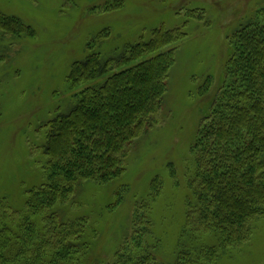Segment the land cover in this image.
<instances>
[{
  "label": "rangeland",
  "instance_id": "374dc122",
  "mask_svg": "<svg viewBox=\"0 0 264 264\" xmlns=\"http://www.w3.org/2000/svg\"><path fill=\"white\" fill-rule=\"evenodd\" d=\"M109 1L0 0V14L10 18L0 25V225H10L15 214L28 219V231L45 233L42 215L30 216L25 193L43 182L44 124L68 111L84 86L71 88L66 77L71 64L86 55V44L101 34L98 49L108 55L150 40L153 30H177L179 36L157 52L173 54L157 124L132 144L116 179L80 182L53 207L59 222L85 221L88 249L81 264L109 263L130 231L135 202L148 196L156 257L169 264L185 235L190 149L199 122L222 84L230 36L264 0ZM207 81L208 91L200 96ZM251 223L244 237L238 232V241L218 247L217 257L207 264H264V214ZM215 244L211 234H193V250ZM7 248L14 250L6 249L10 259L0 264H22L29 258L30 264H49L53 251L16 242ZM18 252L23 255L14 258Z\"/></svg>",
  "mask_w": 264,
  "mask_h": 264
},
{
  "label": "trees",
  "instance_id": "16d2710c",
  "mask_svg": "<svg viewBox=\"0 0 264 264\" xmlns=\"http://www.w3.org/2000/svg\"><path fill=\"white\" fill-rule=\"evenodd\" d=\"M0 16V25H7L10 18ZM178 36L177 30H153L150 40L108 55L98 49L101 34L86 44V55L71 64L66 77L71 88L84 86L68 111L57 112L44 124L43 182L25 193L29 214L42 215L45 233L28 231L27 218L11 215V226L0 225V263L10 259L6 249L13 251L7 247L16 242L52 247L49 264H81L88 249L85 221L59 222L53 207L80 182L108 183L123 171L132 144L157 124L173 63L172 51L157 52ZM229 44L222 84L209 100V113L200 120L190 149L185 235L169 264H207L217 257L218 247L235 244L238 232L244 237L243 230L249 231L251 222L264 214V4L235 29ZM206 83L200 96L208 91ZM151 202L148 196L135 202L130 231L112 261L91 264H164L156 257L152 238ZM197 231L211 234L217 247L193 250Z\"/></svg>",
  "mask_w": 264,
  "mask_h": 264
}]
</instances>
